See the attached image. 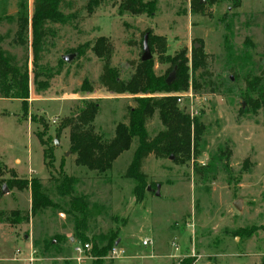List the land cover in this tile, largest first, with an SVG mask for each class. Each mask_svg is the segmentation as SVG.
Listing matches in <instances>:
<instances>
[{"label": "rangeland", "instance_id": "1", "mask_svg": "<svg viewBox=\"0 0 264 264\" xmlns=\"http://www.w3.org/2000/svg\"><path fill=\"white\" fill-rule=\"evenodd\" d=\"M66 1L71 5H64L63 11L73 12L74 19L48 26L36 71L49 76L37 78L47 79L49 85L39 90L33 77L30 25L26 37L16 36L18 15L30 23L32 0H0V50L17 64L27 60L29 71L25 108L18 99L0 97V211L29 214L28 221L16 224L0 218V264H20L12 260L17 248L24 256L33 250L36 264H76L73 247L80 241L74 236L68 197L59 195L56 187L61 169L77 178L74 194L88 203L84 229L90 248L93 238L114 234L116 246L124 250L119 258L108 257V251L104 264H172L186 257L194 260L192 264H260L264 91L247 93L245 77L259 76L264 90V0H241L238 7L230 0H154L151 15L119 11L120 0H101L91 13L87 0ZM145 33L151 70L163 81L175 66L171 58L184 50L173 95L180 110L195 116L203 130L184 163L174 162L172 156L150 154L144 159L146 187L160 184V194L145 189L138 201L134 182L124 177L136 141L110 170L97 173L75 164L68 150L69 128L62 124L84 100H93L99 106L95 131L104 139L113 136L135 95L111 93L100 85L101 60L90 47L104 36L112 47L110 64L125 79L141 61ZM160 37L164 45L157 44ZM246 38L252 46L245 45ZM197 53L206 54L204 70L191 62ZM70 54L69 62L63 60ZM84 78L93 84L91 93L79 91ZM249 97L259 102L255 110L247 105ZM146 126L150 136L163 128L157 114ZM36 132L53 151L49 168ZM11 177L39 179L57 205L30 216V191L8 188ZM3 185L7 191L1 194ZM236 200L240 209L233 204ZM52 238H59V243L44 251L43 243ZM144 239L151 243L142 245Z\"/></svg>", "mask_w": 264, "mask_h": 264}, {"label": "trees", "instance_id": "2", "mask_svg": "<svg viewBox=\"0 0 264 264\" xmlns=\"http://www.w3.org/2000/svg\"><path fill=\"white\" fill-rule=\"evenodd\" d=\"M100 1L87 0L86 10L91 13ZM230 1L232 6H240L241 0ZM64 5L70 6L71 3L65 2V0H32L33 10L30 23L27 17L22 14L18 15L16 19V36L18 39L23 35L26 37L30 25L32 61L35 66L33 77L39 90H43L49 85L47 79L42 81L43 83L37 80L39 75H46L45 72L36 71L38 68L36 62L42 55L44 41L48 35V26L70 23L74 19L73 12L65 13L63 11ZM118 8L119 11H128L132 14L146 13L151 15L154 13L156 6L154 0H120ZM244 43L252 46V42L248 38L244 40ZM157 44L164 45V37H160ZM90 50L101 60V70L98 76L100 85L111 93L135 95L133 97L134 103L126 107L125 121H120L115 125L113 136L104 139L101 134L95 131L94 127V119L99 108L98 103L93 100H84L78 112L68 117L62 124L63 127L69 128L68 150L74 155V162L77 166H83L97 173H105L111 169L115 159L123 151L129 149L131 143L135 140L136 148L133 151L130 163L126 167L124 177L134 182L133 191L137 200L140 201L146 189V175L142 170L144 159L152 154L155 158L172 156L176 163L188 161L203 130V125L195 116L180 110L173 95L176 91L174 80L170 84H166L161 76H155L150 66L149 60L151 58L138 62L133 67L130 75L122 79L119 77L118 71L110 64L112 47L104 36L98 37L91 45ZM83 52V50L79 51L78 54L81 55ZM183 55L184 50L176 53L171 58L176 70L181 68L185 62V58L182 60ZM191 62L196 69H206V54L197 53L192 55ZM47 77L49 76L46 75ZM28 79L27 60L22 64H17L13 56L0 50V97L18 99L21 101L22 108H25L29 97ZM245 84L247 93L252 91L263 93L264 91L259 76L245 77ZM93 89V84L87 78H84L79 86V91L85 93H91ZM247 105L255 110L259 106V102L249 97L247 98ZM238 112L241 113V109ZM154 114H157L163 128L154 136H150L146 125ZM36 135L40 144L43 145L44 163L49 168L54 161L53 151L41 139L38 132H36ZM245 162L246 160L244 161V167ZM76 182V177L64 173L61 169L56 187L59 195L68 197V211L74 220V236L80 243H86L88 237L84 228L88 203L82 195L74 194ZM6 185L10 189L15 187L19 190L29 189L30 216L57 205L45 192L41 181L37 178L11 177L6 181ZM78 214L82 216L81 220L77 217ZM1 217L11 224H16L28 221L29 214L14 209L10 210L8 214L0 211ZM59 241V238H52L43 243V250L48 251L49 247L55 246ZM99 241L100 243H98ZM115 242L114 234L105 238L100 237L99 240L93 238L90 248L92 256L90 264H104V258ZM193 261L192 258L186 257L172 264H192ZM260 264H264V254Z\"/></svg>", "mask_w": 264, "mask_h": 264}, {"label": "built area", "instance_id": "3", "mask_svg": "<svg viewBox=\"0 0 264 264\" xmlns=\"http://www.w3.org/2000/svg\"><path fill=\"white\" fill-rule=\"evenodd\" d=\"M151 242L149 239L142 240V245H149ZM90 246L88 242L75 244L73 250L75 252L74 260L76 264H87V260L92 259L89 250ZM124 254V250L118 246L113 245L109 250L108 257H121ZM12 260L20 262V264H36V257L33 250H30L29 256H24L23 251L20 248L14 250V257Z\"/></svg>", "mask_w": 264, "mask_h": 264}, {"label": "water", "instance_id": "4", "mask_svg": "<svg viewBox=\"0 0 264 264\" xmlns=\"http://www.w3.org/2000/svg\"><path fill=\"white\" fill-rule=\"evenodd\" d=\"M147 37H148V34L145 33L144 37H143V42H142V48H143V53H142V56H141V60L142 61H145V60L151 58V53H150V50H149V46L147 44ZM195 47H197V44H195ZM72 57H73V54L72 55L70 54V55H63L62 56L63 60H65L67 62H69ZM175 70H176V66L173 67L172 71L170 72L168 77L165 79L166 84H170L174 80V78H175ZM146 190L147 191L151 190L156 195H159L160 194V184H156L154 188L151 187L150 185H148L146 187ZM6 191H7V188L5 187V185H3L2 189H1V194L5 193ZM233 204H234V206L237 209H240V203L238 202V200H236ZM118 241L119 240H117L114 243L115 246L118 244Z\"/></svg>", "mask_w": 264, "mask_h": 264}]
</instances>
